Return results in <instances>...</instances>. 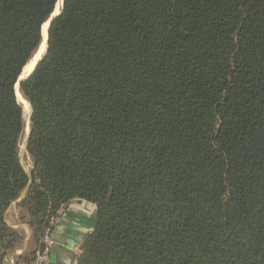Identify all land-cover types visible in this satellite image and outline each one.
Returning a JSON list of instances; mask_svg holds the SVG:
<instances>
[{
    "label": "trees",
    "instance_id": "trees-1",
    "mask_svg": "<svg viewBox=\"0 0 264 264\" xmlns=\"http://www.w3.org/2000/svg\"><path fill=\"white\" fill-rule=\"evenodd\" d=\"M0 0V264L76 199L79 264H264V0Z\"/></svg>",
    "mask_w": 264,
    "mask_h": 264
},
{
    "label": "crops",
    "instance_id": "crops-1",
    "mask_svg": "<svg viewBox=\"0 0 264 264\" xmlns=\"http://www.w3.org/2000/svg\"><path fill=\"white\" fill-rule=\"evenodd\" d=\"M14 202L6 212V221L14 228L24 231V241L9 253L7 264H23L19 257L26 251L35 249L37 243L32 230L21 216V209ZM95 205L89 201L76 199L65 208L54 231L55 245L51 251L49 264H79L85 235L95 228Z\"/></svg>",
    "mask_w": 264,
    "mask_h": 264
},
{
    "label": "rangeland",
    "instance_id": "rangeland-1",
    "mask_svg": "<svg viewBox=\"0 0 264 264\" xmlns=\"http://www.w3.org/2000/svg\"><path fill=\"white\" fill-rule=\"evenodd\" d=\"M62 2V0H61ZM61 7V6H60ZM57 8L56 12L59 10V8ZM45 37V36H44ZM43 46H41V50L36 54V55H41L44 53L43 51ZM38 61V60H37ZM37 63V62H36ZM18 90V98L19 100L21 101V103L23 104V109H24V117H25V123H26V126H25V131L22 135V138H21V144H20V155H21V160L23 162V164L25 165L27 171H30V168H31V165H32V162H31V159L30 157L27 155V139H28V135L30 133V127H31V115H32V107H31V104L30 102L24 97V95L22 94V92L20 91L19 88H17ZM24 100V101H23ZM29 103V106L30 108H28L26 106V103ZM31 109V110H30ZM31 111V112H30ZM28 127V128H27Z\"/></svg>",
    "mask_w": 264,
    "mask_h": 264
},
{
    "label": "built area",
    "instance_id": "built-area-1",
    "mask_svg": "<svg viewBox=\"0 0 264 264\" xmlns=\"http://www.w3.org/2000/svg\"><path fill=\"white\" fill-rule=\"evenodd\" d=\"M54 230L48 228L43 237V248L39 250L35 264H49L51 251L55 245Z\"/></svg>",
    "mask_w": 264,
    "mask_h": 264
},
{
    "label": "water",
    "instance_id": "water-1",
    "mask_svg": "<svg viewBox=\"0 0 264 264\" xmlns=\"http://www.w3.org/2000/svg\"><path fill=\"white\" fill-rule=\"evenodd\" d=\"M58 2H59V0H58ZM57 5H58V3H57ZM57 5H56V7H57ZM62 5H63V0H62V2H61V7L59 8V10L56 12V8H55V11L53 12V14L51 15V18L46 22V23H48V27H47V36H46V50H45V52L41 55V57H40V59H39V61L42 59V57L44 56V54L46 53V51H47V45H48V29H49V26H50V23H51V21H52V19L56 16V15H58V14H60V12L62 11ZM45 23V24H46ZM44 24V25H45ZM44 27V26H43ZM42 34H43V40H42V43H43V41H44V33H43V30H42ZM41 43V44H42ZM40 47H41V45H40ZM40 47L38 48V50L36 51V53H35V55L37 54V52L39 51V49H40ZM35 55L33 56V58L35 57ZM32 58V59H33ZM31 59V60H32ZM30 60V61H31ZM29 61V62H30ZM38 61V62H39ZM38 62H37V64H38ZM37 64H36V66H37ZM36 66H35V68H36ZM26 67V66H25ZM25 67H24V69H25ZM35 68L30 72V73H26V75H23V73H24V69H23V72H22V74H21V76H20V78H19V81L17 82V84H16V90H17V88H19L20 89V82L23 80V79H25L26 77H28L34 70H35ZM17 96H18V90H17ZM29 136H30V133H29V135H28V139H29ZM28 139H27V141H28Z\"/></svg>",
    "mask_w": 264,
    "mask_h": 264
},
{
    "label": "bare ground",
    "instance_id": "bare-ground-1",
    "mask_svg": "<svg viewBox=\"0 0 264 264\" xmlns=\"http://www.w3.org/2000/svg\"><path fill=\"white\" fill-rule=\"evenodd\" d=\"M61 6V0H59V2H58V5H57V7H56V10H57V8L58 7H60ZM45 24V23H44ZM47 27H48V23H46L45 25H44V27H43V33H44V41H43V43H42V45L41 46H43V52H45V50H46V36H47ZM41 50V47H40V49H39V51ZM38 51V52H39ZM37 52V53H38ZM39 59H40V55H35V57L26 65V67H25V69H24V73H23V75H26V73L28 74V73H30L34 68H35V66H36V62H38L39 61ZM38 60V61H37ZM19 93V92H18ZM19 95V94H18ZM24 101V100H23ZM25 103H26V106L28 107V108H30V106H29V103H27L26 101H25ZM31 110V109H30ZM31 112V111H30ZM28 128V127H27Z\"/></svg>",
    "mask_w": 264,
    "mask_h": 264
}]
</instances>
